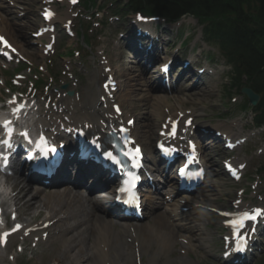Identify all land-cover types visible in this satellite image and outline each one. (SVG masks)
I'll list each match as a JSON object with an SVG mask.
<instances>
[{"label":"bare ground","instance_id":"bare-ground-1","mask_svg":"<svg viewBox=\"0 0 264 264\" xmlns=\"http://www.w3.org/2000/svg\"><path fill=\"white\" fill-rule=\"evenodd\" d=\"M0 15H1V12H0ZM3 20H4L3 25L7 28L8 34L10 38L12 39V41L18 45H21V47L24 48L23 46L25 45V43L22 40V35L18 32V30H16L14 26H11V25L9 26L10 21L8 20V18L4 16ZM25 50L28 51L27 49ZM139 66H140L139 64L136 65L137 67L136 69H139ZM134 79L135 78L131 79L133 83H135V80H136ZM193 86H195V88L197 87V85H193ZM131 90L134 91L133 89ZM131 90H129V96L131 95ZM102 94L103 92H102L101 86H99L94 92H88L86 96L88 98H94L95 100H98V98H100ZM145 99L147 100L148 97H145ZM68 101H71V100H68ZM81 102L82 101H80L79 103L72 102L73 104L72 103L69 104V102H67L68 104V107H66L67 111L69 112V114L73 116V119L77 113V112H74L73 109L76 105L81 106L82 104ZM88 105L89 104H86L85 106L82 105L81 109H83L84 111H88V109L86 108ZM91 105L96 106L97 104H91ZM87 118L88 120H91V117H87ZM76 120L79 121L80 119L76 117ZM83 120H84L83 124H85L87 121L85 119ZM145 125L148 126L147 124ZM147 133H148V130H147ZM79 173L80 175L85 174V172L82 169H79ZM15 180L17 181L15 183L18 189V193L15 196V198L21 202L24 201L23 204L25 206H28L29 209L32 207H35L37 203V199H36L37 196H35L36 194H34L33 198L26 200V197L29 196V194L31 193V186L29 184H24L20 182L21 180L20 178L15 177ZM87 183H88V180H87ZM73 186L74 185H70L69 187L59 186V188L60 187L62 188L54 190L53 192L43 196L45 200H47L46 203L48 202V204L51 206V209L46 219L55 220V218L59 217L63 213L65 214L67 213V219L68 218L75 219V222L73 223V225L69 224V228H67L64 231V233L59 235L60 239H64L71 232L73 231L75 232L73 243L71 242V245H70V248L72 250H75L78 246L80 248L81 245H82V250H83L84 249L83 245L89 244L91 242L90 240L91 237L94 239L93 244H94V250H96V253L94 254L92 248L88 246L87 252L85 253L82 252V255H81L82 257L80 259L81 264H91L88 259L91 255L96 256L95 264H106V263L126 264L125 257L129 256L130 251L132 250V245L129 244L127 241V238L130 237L129 234L132 233V229L130 231V226L122 225L120 228L116 229L115 222L111 219L105 218L103 214L100 213V208L98 204L103 201H98L97 203H95L92 200L87 199L81 194L74 191L75 188ZM103 200L105 203H107L108 197H105ZM186 201L190 203V200L186 199ZM167 205L169 206V208L154 218L155 219L154 224L155 225L158 224V226H160L162 233L164 234V241H162L160 245H162L163 248L169 249L173 245H175L176 236L178 234V231H180L182 228L181 227L178 228L179 227L178 225L176 226L177 228H174L169 223V219L166 218V215H169L171 213L179 214L178 212L179 207H180L179 200L172 198L171 202L168 203ZM76 217H78L79 219H76ZM165 221L167 224L164 223ZM73 226H76V228L70 229ZM134 226H135V231L138 232V237H145L150 232V230L147 229L145 225L138 224L137 226L136 225ZM90 228H94L95 232H90L89 231ZM83 230H84L83 235L81 234L80 238L78 239V236H76V234H80ZM101 238H102V244H105L107 246L110 245L109 247L110 249L107 247L100 249L99 243H100ZM149 240L150 239L144 242L145 246L149 243ZM65 242L67 243L68 240ZM143 249L145 250L144 247ZM2 260H3V254L1 253L0 261Z\"/></svg>","mask_w":264,"mask_h":264},{"label":"rangeland","instance_id":"rangeland-1","mask_svg":"<svg viewBox=\"0 0 264 264\" xmlns=\"http://www.w3.org/2000/svg\"><path fill=\"white\" fill-rule=\"evenodd\" d=\"M41 0H34V2H31V5H29V7L33 10V12H36L37 7L36 6H40ZM40 3V4H39ZM9 17L11 18L10 21L11 23L17 28V30L20 32V34L22 35V38L25 40V36L27 35V33H23V29L19 28L18 25L13 21V17L14 14H10ZM198 23L195 22V25H197ZM119 30H123L124 29V24H120L119 25ZM26 41V40H25ZM25 47H28V43L26 42ZM28 49V48H27ZM30 50V49H29ZM173 52H175V48L173 50ZM151 66V65H150ZM151 68V67H149ZM7 73V72H6ZM129 73V72H128ZM1 74V73H0ZM145 86H148V79H142ZM227 83V79L223 77H221L219 80L214 81L213 83H210L207 87L206 90H197L193 91L191 89H189L188 91H183L182 93H185L186 95H191L192 98L191 100H189L184 106L183 109L184 110H196L197 114H202V118L201 119H205V120H209L213 115H210L211 112V107L214 105L213 108L218 107L219 111H223L226 110V106L228 101H222L221 99V88L224 84ZM184 84V83H183ZM140 87L143 90V86L140 85ZM149 87V86H148ZM141 90V91H142ZM224 90V89H223ZM140 91V93H141ZM123 95H127L128 93H122ZM124 96V98H125ZM128 96V95H127ZM142 96V95H140ZM140 96H135L134 93H131L130 96H128V98H135L133 99L131 102H126V105L130 106L132 104L134 105H140L139 110L137 111L138 113H142V116L147 115L152 108V105L148 102V101H144L142 100V102H140L139 100H137L138 97ZM238 98H240L238 96ZM201 99V100H200ZM203 101V102H202ZM152 123H151V127H152ZM143 131H140V135L142 134ZM144 133V132H143ZM145 140V139H144ZM215 140H219V138H216ZM219 142L215 145L218 146ZM212 145V143L210 144V146ZM207 151H209V147L207 148ZM255 152L248 153L247 151H240L239 156L246 162H248L249 165H251L252 167L249 168V172H248V176L253 174L255 172V169L258 167L259 164L264 165V162L262 161V159L260 158L258 160V162L254 163L253 161V157L252 155H254ZM262 177V186L264 187V172L261 174ZM34 193H36L34 191ZM32 193V194H34ZM212 193V192H210ZM32 196V195H30ZM236 198V193L235 191L229 195H224L223 197H218V199L216 200L218 202L219 205H224V206H228L231 207V202ZM30 199L29 197L26 198V200ZM24 202V201H23ZM49 206V204H48ZM48 206H44L43 205V200L37 199V203L35 207L30 208V210L28 209V206L23 205V203L21 202V214L22 216L28 217V218H34V217H42L43 214L46 213V211H48L50 207ZM215 222V219L212 220L211 224ZM142 224H146V223H142ZM214 227V234L213 237H218L217 236V228H220V221L217 219L216 222L214 224H212ZM93 241V239H92ZM214 241H211L210 243H208V248L212 247V250L207 251L206 249H200V250H196V251H191L190 255L192 256V264H215L213 262V260H215V257L213 255L214 254V250L216 249V245L213 244ZM213 245V246H212ZM63 241L58 240L56 241L52 247L50 249H42L40 252H36V256L35 258L30 261L28 263V261H25V256H22L21 258H23V261H19V264H51V263H59V264H81L79 257L74 254L72 252L68 253L67 257H62V253H63ZM176 249H174L172 252V256L170 253L169 259L165 260V258H159V262L157 264H179V255L178 252L176 251V253L174 254ZM170 257H172V259H170ZM20 258V259H21ZM66 259L65 261L63 260ZM190 258V257H189ZM264 258V255H263ZM262 258V259H263ZM261 259V258H260ZM61 260V261H60ZM85 261V260H84ZM91 264H94L95 262V258L91 257L90 259ZM149 263V257L146 256V261L145 264Z\"/></svg>","mask_w":264,"mask_h":264},{"label":"trees","instance_id":"trees-1","mask_svg":"<svg viewBox=\"0 0 264 264\" xmlns=\"http://www.w3.org/2000/svg\"><path fill=\"white\" fill-rule=\"evenodd\" d=\"M138 8L147 10L166 11L170 15H177L184 10H191L198 14H206L207 17L224 21V27L231 32L226 34L228 38L239 44V37L243 38L253 51L256 71H264V50L258 52L256 48L264 46V0H136ZM183 10V11H184ZM252 25L251 29L250 26ZM230 36V37H229ZM259 39L262 44L256 45L255 40ZM229 49L235 47L225 43ZM234 50V49H233ZM245 55L244 52H241ZM240 54V52H238ZM233 56V54H231ZM236 58V52L234 53ZM247 58V56L245 55ZM261 88L264 90V77H262Z\"/></svg>","mask_w":264,"mask_h":264},{"label":"snow or ice","instance_id":"snow-or-ice-1","mask_svg":"<svg viewBox=\"0 0 264 264\" xmlns=\"http://www.w3.org/2000/svg\"><path fill=\"white\" fill-rule=\"evenodd\" d=\"M50 15V14H49ZM8 123L9 122H6L5 123V127H7L8 126ZM8 131H9V134L11 133V129L9 128L8 129ZM5 143H7V141H5ZM93 143H95V141H93ZM97 147H99V145L97 144ZM129 153H125V155H128ZM136 154L138 155L139 154V150H136ZM107 155H108V157L110 158V159H112L114 162H116V163H119V161L118 160H116V158L112 155V153H107ZM6 159V158H5ZM121 191H124V189H121ZM246 218H252V219H254L255 217L253 216V217H246Z\"/></svg>","mask_w":264,"mask_h":264}]
</instances>
